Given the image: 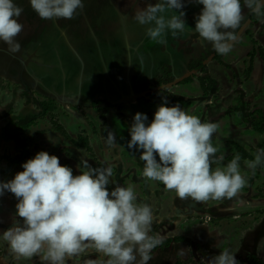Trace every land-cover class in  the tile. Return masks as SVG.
Instances as JSON below:
<instances>
[{"label": "rangeland", "instance_id": "obj_1", "mask_svg": "<svg viewBox=\"0 0 264 264\" xmlns=\"http://www.w3.org/2000/svg\"><path fill=\"white\" fill-rule=\"evenodd\" d=\"M13 2L23 8L18 18L23 30L15 38L20 44L17 53H10L8 46L0 42V181L3 183L13 179L23 171V163L40 151L58 157L61 166L71 168L74 176L86 170L84 162L93 168L111 167L113 175L109 177L108 190H113L117 185H131L135 190L134 202L151 207L153 222L150 236L160 239L168 235L185 237L181 243L172 242L168 247L156 249L151 253L148 264H174L178 257L188 260L189 264H208L224 250L233 253L237 262L246 260L250 252L264 259V164L257 165L253 172L246 166L248 160L240 159V172L246 185L239 195L232 200L198 203L190 198L181 200L162 183L146 179L142 175L144 165L139 159L140 152L127 147L134 115L145 114L148 118L145 123L150 124L162 103V97H167L165 106L178 104L183 111L199 117L202 123L218 125L211 142L218 149L215 157L223 156L219 166H226L230 162L226 156L234 149L232 141L248 149L254 156L260 151L258 143L264 135L253 130L251 124L244 122L239 115L226 114V108L238 102V96L243 93L249 109L261 108L264 111V7L260 16L255 14L258 20H249L235 40L230 41L231 51L218 60L212 54L206 58L203 56L204 51L211 50L213 46L199 34L190 45L191 53L185 50L183 41L192 34L191 30H195L198 12L203 9V5L196 0H182V9L166 12V17H170L183 11L191 34L188 30L176 37L166 34V45L154 43V55L150 57L146 56L144 48L146 27L138 28V34L134 36L137 37L136 42L142 44V50L138 52L134 51L135 44L131 42L134 37H130L126 43L123 33L125 27L128 33L132 32L127 25L134 20L136 12L159 0H82L83 10L78 9L71 20L41 19L32 10L30 0ZM241 7L244 16L250 9L245 6L244 0ZM123 17H126V21ZM86 28L88 30L84 32ZM114 31L116 34L121 32V35L114 34V38L121 37L120 42L114 46L109 44L113 47L109 50L108 45L103 43L114 42L112 35L107 34ZM179 38L184 40L180 41ZM95 40L97 45L93 43ZM78 45L83 51L81 57H85L87 51L93 52V47H101L97 56L101 62L112 64L113 71L116 70L117 61L112 60L111 55L118 58L121 87L110 86L108 80L99 78L96 80L101 84L96 87V94L88 100L82 99L86 95L82 94L84 91L81 89L89 80L93 83L96 80L93 81L91 76L89 80L82 79L85 70L93 68L84 67L86 62L74 58L73 55L76 56L79 51ZM61 46L64 51L60 50ZM259 46L263 54L259 53ZM155 48H159L164 57L155 55ZM253 48L256 52L252 70L250 75H246L248 52ZM188 57L204 58L207 72L218 80L216 92L203 94L198 76L204 72L195 70L187 61ZM55 64L62 65V69L57 70ZM39 69H50L51 73L57 70L53 72L55 81L50 88L45 87L44 79L34 74ZM61 70H64L63 73L69 72V79L65 83L66 86L73 85L69 90H60L64 79ZM185 75H192V80L178 83L176 79ZM45 82L47 84L48 80ZM79 83L82 86L79 87ZM87 90L90 91L89 88ZM25 92L30 94L31 100L27 99ZM48 97L57 101V108L51 113L41 112L43 110L36 103ZM95 99L108 100L111 105L99 103L92 106ZM34 115L37 121L21 131L17 121ZM54 122L61 125L73 139L80 134L86 135L90 150L76 146L54 127ZM109 132L114 136L111 145L106 143ZM217 166L213 163V170ZM168 213L172 217H167Z\"/></svg>", "mask_w": 264, "mask_h": 264}, {"label": "clouds", "instance_id": "obj_2", "mask_svg": "<svg viewBox=\"0 0 264 264\" xmlns=\"http://www.w3.org/2000/svg\"><path fill=\"white\" fill-rule=\"evenodd\" d=\"M196 2L203 9L194 31L210 42L217 53L226 55L235 34L220 30L239 27L243 19L240 0ZM244 4L260 16L264 0H244ZM30 6L45 20H71L78 9L84 8L82 0H30ZM183 6L182 0H159L136 12L134 19L149 26L146 36L150 41L166 45V34L176 37L190 31L183 11L170 17L163 15ZM22 13L23 8L13 0H0V42L8 46L10 53L20 50L15 38L23 30L18 22ZM167 103V97H162L150 124L146 125L148 118L143 113L133 117L127 147L140 152L142 175L162 183L181 200L190 198L205 203L237 197L246 185L240 172L241 157L237 154L226 166H219L223 156L215 157L218 149L211 142L218 125L202 123L178 104L169 107L165 106ZM106 143H114L111 132ZM262 160L264 151H258L253 160L245 163L255 172ZM213 163L218 165L214 170ZM22 167L23 171L13 179L0 183V195L7 190L18 198L16 215L22 219V226L14 225L0 235L17 259L39 256L42 264H67L91 248L101 258L89 264H148L152 250L162 242L149 235L152 209L148 204L134 202L135 190L131 185L108 190L111 167L93 168L84 162L86 170L74 176L71 168L61 166L58 157L44 151ZM208 264L238 262L233 253L224 250Z\"/></svg>", "mask_w": 264, "mask_h": 264}, {"label": "trees", "instance_id": "obj_3", "mask_svg": "<svg viewBox=\"0 0 264 264\" xmlns=\"http://www.w3.org/2000/svg\"><path fill=\"white\" fill-rule=\"evenodd\" d=\"M243 0H240V3H242ZM202 10H200L198 12V15L201 13ZM243 19L239 25V27L247 20H253V21H257L258 17L255 15V13L251 10H248L244 16H242ZM263 26H264V22H263ZM233 29L232 32H234V34H236L237 30L239 29ZM246 30V29H245ZM198 35V33H192L185 41H183V44H186V52L187 53H191V43L193 42V38ZM259 53L263 54L262 48L259 46ZM256 49H252L251 51L248 52V66L246 68V75H250L251 70H252V65H253V57L255 55ZM212 54V57L218 60H221V54L217 53L214 48H212L211 50H206L203 53V56L208 57L209 55ZM189 63L192 65V67L195 70H200L202 72H204L202 75L198 76V80H199V86L200 89L202 90L203 94L208 95L209 93H214L217 91L218 89V80L214 77H212L206 70V64L204 62V58H190L189 59ZM172 79H174L172 77ZM192 80V75H185L184 77H182L181 79L178 80V83H188ZM241 93V92H240ZM25 94L27 95V99L31 100L30 98V94L25 92ZM99 103H105L107 105H111V102L108 100H104V99H95L92 100V106H95L96 104ZM36 105H38V107H40L44 112V113H51L55 108H57V101L52 98V97H48L47 100H42L39 101L38 103H36ZM248 101L245 99L244 94L241 93L238 96V102L234 103L231 106H228L226 108V114H237L239 115L244 122H249L252 126V129L255 130L256 132H258L259 134H263L264 135V111L261 108H257L255 110L249 109L248 107ZM36 116L34 115L33 117H26V118H22L20 120L17 121V126L18 128L23 131L26 126H29L31 124H33L34 122H36ZM54 127L61 132L67 139L71 140L76 146L78 147H84L87 150H90L91 146L88 143V138L86 135H79L77 139H73L72 137L69 136V134L67 133V131L59 124H56L55 122L53 123ZM231 144L233 145V151L231 153H229L226 158L227 160H232L237 154H239V156L241 157V159L244 160H253L254 159V155H252V153L246 149L245 147H243L242 145H240L239 143H237L236 141H232ZM18 145H21V143H18ZM258 148L260 151H264V137L261 139V141L258 143ZM264 164V160H262L261 165ZM185 237L183 235H172V236H168L165 237L163 239H161V244L156 247L155 249L152 250V252H154L156 249L158 248H163V247H168L171 245L172 242H180V241H184ZM151 252V253H152ZM189 261L186 259H182L181 257H178L174 264H189ZM238 264H264V259L259 257L256 253L254 252H250L246 255V260H240L238 261Z\"/></svg>", "mask_w": 264, "mask_h": 264}, {"label": "crops", "instance_id": "obj_4", "mask_svg": "<svg viewBox=\"0 0 264 264\" xmlns=\"http://www.w3.org/2000/svg\"><path fill=\"white\" fill-rule=\"evenodd\" d=\"M163 15H165L166 16V12L165 13H163ZM92 17H93V15H91ZM123 16V15H122ZM125 20L124 21H126V17H123ZM129 24L127 25V27L132 31L131 33H128L127 31H126V27L124 28V36H123V39L126 41V43H127V41L129 40V38L130 37H134V36H136L137 34H138V31H137V29L139 28V30L140 29H143V27H148V25H140L139 23H137L136 22V20L134 19V20H132V21H130V22H128ZM126 26V25H125ZM146 28H144V30L146 29ZM87 28H86V30L84 31V32H87ZM192 31V33H194V31L193 30H191ZM191 31L189 32L190 34H191ZM90 32L92 33V34H94L91 30H90ZM100 32V31H99ZM140 32V31H139ZM101 33V32H100ZM121 32H118L117 34H116V32L114 31V32H107V34H111L112 35V40L114 41V42H104L103 43V45H108V48H109V50H111L113 47L112 46H114V45H116L118 42H120V38H114L115 37V35H118V34H120ZM135 34V35H132V34ZM145 33H146V30H145ZM188 33V34H189ZM115 34V35H114ZM129 34L130 36L128 37L127 35ZM114 35V36H113ZM121 35V34H120ZM119 35V36H120ZM189 36V35H188ZM144 37H145V43H144V48H145V50H146V53H147V55L146 56H148V57H150V55H154V41H150L148 38H147V36L146 35H144ZM186 38V37H185ZM180 39H182V40H184V38H179V40ZM178 40V41H179ZM124 41V42H125ZM137 41V37H134L132 40H131V42H132V44L134 43L135 44V46H134V51L135 52H138V51H141L142 50V47H141V43L140 42H136ZM181 41V40H180ZM63 42H60V44H62ZM94 43V45H97V43H96V40L93 42ZM180 43V42H179ZM59 44V45H60ZM109 44H111V45H109ZM104 48V47H103ZM107 48V49H108ZM60 50H62V51H64V48L61 46L60 47ZM78 54L75 56V55H73L74 56V58H77V59H79V60H82V61H84V62H86V64H85V66L84 67H87L88 69H90L91 67L93 68V70H85V75L84 76H82V79L83 80H89V78H94L93 79V81H95L96 79H99V78H101V80H102V78H103V80L104 81H106V80H108V85H114L115 87H118V88H120L121 87V83H120V81L118 80V79H120L121 78V74H120V72H119V70H120V60L118 59V58H113V54L111 55V59L112 60H114V61H117V66H116V70H114L113 71V68H112V64H110V63H105V62H101L100 60H99V58H98V56H97V51L99 50V53L101 52V50H102V48L100 47V48H97V47H93V52H86L85 53V57H81L80 56V53H82L83 51H82V48H81V45H78ZM95 50H96V52H95ZM155 50H156V54L155 55H157V54H159V55H162L163 57H164V53L158 48H155ZM64 54H66V53H64ZM176 54H179V53H176ZM67 55V54H66ZM62 56H64V55H62ZM72 56V57H73ZM110 56V55H109ZM151 56V57H152ZM58 57H61V55H58ZM136 58V57H135ZM178 58V55L176 56V59ZM152 59V58H151ZM187 61L189 62V57H188V59H187ZM55 65H57V67H55V68H57V70H59V69H62V65H59V64H55ZM68 65H70V64H68ZM66 69H68V68H66ZM56 70V71H57ZM56 71H52V73H51V71H50V69H39V70H35V72H34V74L37 76V77H39V78H42V79H44L45 81L46 80H48V83L46 84V82L45 81H43V84H45L46 86L45 87H47V88H50V86H52L53 85V82L55 81V78H54V73L56 72ZM62 71V70H61ZM101 71H103V72H101ZM117 71V72H116ZM54 72V73H53ZM64 72V70L62 71V77L64 78L63 79V86H61L62 87V89H60V90H69V89H71V87L73 86L72 84H69L68 86H66L65 85V83L68 81V79H69V77L67 78V75H69V72H66L65 71V73H63ZM100 72H101V74H100ZM92 73H95L94 75L92 74ZM59 74H61L60 72H59ZM58 74V75H59ZM92 74V75H91ZM34 75V76H35ZM105 75H107V76H105ZM91 76V77H90ZM72 77V76H71ZM71 77H70V79H71ZM178 79V78H177ZM42 82V81H41ZM73 83H74V81H72ZM39 83V82H38ZM81 83V82H80ZM78 84V86L80 87V86H82V84ZM97 84V85H94V84ZM95 83H93V82H91L90 80L86 83V85H85V87H84V89H81V90H83L84 92H82V94L83 95H86V96H83L82 97V99H86V100H88L89 98H91L94 94H96V90L95 89H97L96 87H99L100 86V84H101V81H97L96 80V82ZM103 83V82H102ZM1 86V85H0ZM44 87V88H45ZM90 89V91L89 90H87V89ZM98 94V93H97ZM229 161H231V160H229ZM178 211V210H177ZM180 212V211H179ZM180 214V213H179ZM178 214V216H181V215H179ZM172 214H170V213H168L167 214V217H172L171 216ZM177 218H179V217H177ZM211 230H209V232H210ZM208 232V231H207ZM208 232V233H209ZM168 236H172V235H168ZM168 236H166V237H168ZM165 238V237H164ZM181 242H183V241H180L179 243H181ZM209 248H210V246H209ZM235 248H237V247H235ZM213 250H215V249H213ZM237 251V249L235 250V252ZM105 260L107 259L106 257L104 258ZM90 261H92L91 259H89V261L87 262L88 264H89V262Z\"/></svg>", "mask_w": 264, "mask_h": 264}, {"label": "flooded vegetation", "instance_id": "obj_5", "mask_svg": "<svg viewBox=\"0 0 264 264\" xmlns=\"http://www.w3.org/2000/svg\"><path fill=\"white\" fill-rule=\"evenodd\" d=\"M75 172V171H74ZM0 183H2L0 181ZM7 194L0 195V235L3 231L7 230L14 225L22 226V219L16 215V204L18 198L14 196L10 191ZM4 191V192H5ZM99 253L95 249H88L85 253H82L79 257H73L67 264H88L89 259L92 261L100 259ZM0 264H42L39 256L33 257L31 260L17 259L11 254V251L7 245V242L0 240Z\"/></svg>", "mask_w": 264, "mask_h": 264}, {"label": "water", "instance_id": "obj_6", "mask_svg": "<svg viewBox=\"0 0 264 264\" xmlns=\"http://www.w3.org/2000/svg\"><path fill=\"white\" fill-rule=\"evenodd\" d=\"M249 19H247L240 27L239 29L237 30L236 34H235V37L239 35V33L242 31V29H244L245 25L248 23ZM176 80H179V79H176Z\"/></svg>", "mask_w": 264, "mask_h": 264}, {"label": "built area", "instance_id": "obj_7", "mask_svg": "<svg viewBox=\"0 0 264 264\" xmlns=\"http://www.w3.org/2000/svg\"><path fill=\"white\" fill-rule=\"evenodd\" d=\"M208 218H209V217H208ZM208 218H207V219H208Z\"/></svg>", "mask_w": 264, "mask_h": 264}]
</instances>
